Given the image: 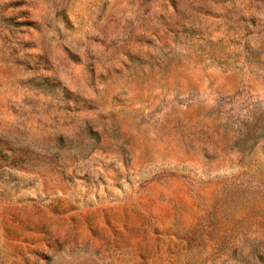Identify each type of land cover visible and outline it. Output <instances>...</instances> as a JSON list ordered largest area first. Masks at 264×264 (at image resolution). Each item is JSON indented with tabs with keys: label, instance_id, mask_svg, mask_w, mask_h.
<instances>
[{
	"label": "rangeland",
	"instance_id": "rangeland-1",
	"mask_svg": "<svg viewBox=\"0 0 264 264\" xmlns=\"http://www.w3.org/2000/svg\"><path fill=\"white\" fill-rule=\"evenodd\" d=\"M0 264H264V0H0Z\"/></svg>",
	"mask_w": 264,
	"mask_h": 264
}]
</instances>
